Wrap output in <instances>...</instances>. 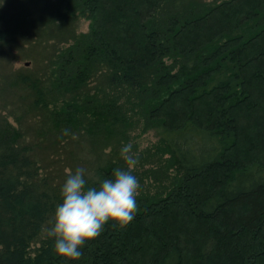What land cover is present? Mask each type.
I'll use <instances>...</instances> for the list:
<instances>
[{"label": "trees", "instance_id": "16d2710c", "mask_svg": "<svg viewBox=\"0 0 264 264\" xmlns=\"http://www.w3.org/2000/svg\"><path fill=\"white\" fill-rule=\"evenodd\" d=\"M65 7L90 28L62 48L44 80L28 78L34 102L48 110L58 141L80 136L99 153L87 187L125 168L120 150L133 144L139 210L125 229L106 224L80 259L58 256L48 230L65 181L41 174L20 131L5 124L0 264H264V149L241 134L235 115L253 116L264 102V0ZM2 19L0 10V41L9 33ZM255 85L263 92L252 100ZM151 129L158 141L139 149L137 136ZM242 141L244 153L234 150Z\"/></svg>", "mask_w": 264, "mask_h": 264}, {"label": "rangeland", "instance_id": "374dc122", "mask_svg": "<svg viewBox=\"0 0 264 264\" xmlns=\"http://www.w3.org/2000/svg\"><path fill=\"white\" fill-rule=\"evenodd\" d=\"M65 9V0H0L1 26L9 32L0 41V132L5 124L15 126L21 133L20 143L37 161L41 174L53 184L66 180V169L75 171L83 167L89 175L100 158L83 137L72 135L71 139L57 140L58 133L46 121L48 110L34 102L35 92L28 84L29 77L44 80L56 56L72 37L89 31L91 20L87 16H67ZM262 92L257 85L250 88L252 100L262 96ZM247 113L246 110L235 113L241 134L258 140L264 149V126L259 127L264 124V102L258 113L253 116ZM136 141L139 149H144L155 144L158 137L151 129L139 134ZM242 143L234 150L244 153L247 142ZM240 159H245L242 154ZM172 220L171 217L166 223L171 224Z\"/></svg>", "mask_w": 264, "mask_h": 264}, {"label": "clouds", "instance_id": "9594fccd", "mask_svg": "<svg viewBox=\"0 0 264 264\" xmlns=\"http://www.w3.org/2000/svg\"><path fill=\"white\" fill-rule=\"evenodd\" d=\"M120 156L126 167L115 168L112 177L100 180L98 186L87 187L83 167L66 169L60 190L62 203L57 205L48 230L58 256L78 260L81 248L98 238L106 224L125 229L134 220L140 181L134 175L138 157L131 142L122 146Z\"/></svg>", "mask_w": 264, "mask_h": 264}]
</instances>
